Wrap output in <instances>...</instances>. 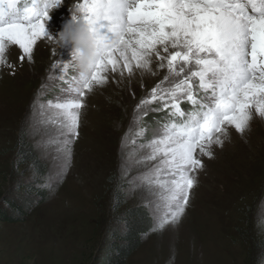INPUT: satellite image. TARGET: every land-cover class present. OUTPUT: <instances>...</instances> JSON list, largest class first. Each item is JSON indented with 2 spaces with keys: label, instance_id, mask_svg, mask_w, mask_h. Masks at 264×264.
<instances>
[{
  "label": "rangeland",
  "instance_id": "obj_1",
  "mask_svg": "<svg viewBox=\"0 0 264 264\" xmlns=\"http://www.w3.org/2000/svg\"><path fill=\"white\" fill-rule=\"evenodd\" d=\"M63 1L48 14L49 36L58 35L71 19L72 5L79 3ZM71 47L58 48L53 39L38 41L34 61L21 62V50L12 46L6 56L8 64L14 59V67L0 66V208L9 196L22 198L27 191L21 184L33 181L31 166L17 156L26 143L48 167L46 202L18 222L0 220V264H100L109 230L118 224L117 212L143 204L150 213L154 197L145 187L131 193L117 212L113 208L117 191H127L129 181L139 183L156 164L136 161L147 154L140 146L159 131L160 114L149 110L138 122L137 105L167 70L154 59L155 75L109 72L105 84L93 86L85 97L71 167L57 183L56 145L48 143L56 126L39 122L47 116H39L38 105L68 97L67 80L61 81L60 70L51 66L69 62ZM70 75L77 77L72 68L65 77ZM34 101L37 131L22 138L25 120L33 119ZM253 117L244 134L228 128L223 146H212L214 158L202 157L205 167L197 173L198 184L179 224L150 230L127 264H264V218L258 216L264 202V119ZM142 127L143 135H137ZM122 141L126 172L121 170Z\"/></svg>",
  "mask_w": 264,
  "mask_h": 264
},
{
  "label": "snow or ice",
  "instance_id": "obj_2",
  "mask_svg": "<svg viewBox=\"0 0 264 264\" xmlns=\"http://www.w3.org/2000/svg\"><path fill=\"white\" fill-rule=\"evenodd\" d=\"M61 2L0 0V66L14 67L6 56L12 46L21 50V62L34 61L37 42L53 39L45 24L50 9ZM76 8L99 34L101 44L89 78L71 77L67 98L38 105L39 116H47L39 122L56 126L48 143L56 145L57 183L71 167L87 93L105 84L109 72L155 75V59L167 75L137 105L136 120L142 121L149 110H167L168 121L140 146L147 154L136 163L156 162L155 166L139 183L129 181L124 196L145 187L154 197L151 231L178 225L198 184L197 173L205 167L202 157L214 158L212 146H223L229 127L244 134L254 114L264 119V0H79ZM51 67L60 70L61 81L71 68L68 62ZM153 102L161 106L152 108ZM182 102L190 110H183ZM32 107L33 119L25 120L22 138L37 131L35 101ZM124 147L122 141V172ZM258 216L264 218V202Z\"/></svg>",
  "mask_w": 264,
  "mask_h": 264
},
{
  "label": "trees",
  "instance_id": "obj_3",
  "mask_svg": "<svg viewBox=\"0 0 264 264\" xmlns=\"http://www.w3.org/2000/svg\"><path fill=\"white\" fill-rule=\"evenodd\" d=\"M17 156L20 163H28L31 166L34 177L33 181L21 184L22 189L27 191L21 194L22 198L9 196L4 201L5 206L0 208V220L11 223L23 219L35 206L46 202L48 198L47 189L44 186L48 173L47 165L40 160L33 147L27 143ZM117 193L113 208L116 212L126 204L124 192L119 190ZM117 214L118 224L109 230L100 264H127L129 258L141 246L144 237L153 227V219L143 204L129 206ZM261 248L264 251V242Z\"/></svg>",
  "mask_w": 264,
  "mask_h": 264
},
{
  "label": "clouds",
  "instance_id": "obj_4",
  "mask_svg": "<svg viewBox=\"0 0 264 264\" xmlns=\"http://www.w3.org/2000/svg\"><path fill=\"white\" fill-rule=\"evenodd\" d=\"M58 5H53L50 9H55ZM73 12L71 19L53 36V40L58 48L71 45L72 59L69 66L75 71L80 79H87L92 75L94 65L98 60V49L101 44L99 34L93 30L83 18L76 4L72 5Z\"/></svg>",
  "mask_w": 264,
  "mask_h": 264
},
{
  "label": "bare ground",
  "instance_id": "obj_5",
  "mask_svg": "<svg viewBox=\"0 0 264 264\" xmlns=\"http://www.w3.org/2000/svg\"><path fill=\"white\" fill-rule=\"evenodd\" d=\"M65 1V0H64ZM63 1V2H64ZM61 4V3H60ZM47 27V26H46ZM45 27V28H46ZM46 32H47V34L49 33V30L46 28ZM11 63V65H14L15 64V61H14V59H12V62H10ZM18 67V66H17ZM95 110V109H94ZM254 118V117H253ZM264 121V120H263ZM264 127V126H263Z\"/></svg>",
  "mask_w": 264,
  "mask_h": 264
}]
</instances>
